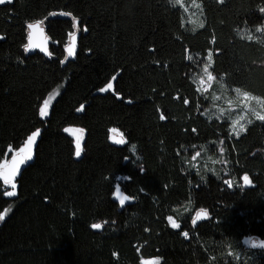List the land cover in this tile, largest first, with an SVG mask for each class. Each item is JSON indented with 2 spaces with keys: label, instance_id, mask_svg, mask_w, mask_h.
Returning a JSON list of instances; mask_svg holds the SVG:
<instances>
[{
  "label": "trees",
  "instance_id": "1",
  "mask_svg": "<svg viewBox=\"0 0 264 264\" xmlns=\"http://www.w3.org/2000/svg\"><path fill=\"white\" fill-rule=\"evenodd\" d=\"M198 1L203 27L194 29L170 0L0 4V164L40 133L16 197L0 183V212L10 208L0 222V264H264V120L234 135L228 119L206 116L209 96L193 78L212 51L227 89L264 98V32L256 31L264 0ZM35 20L52 38L50 57L25 51ZM76 20L78 51L65 61ZM115 75L112 90L95 93ZM114 128L124 145L111 142ZM219 141L229 174L189 166L199 147ZM118 184L134 198L124 209L113 199ZM183 205L189 210L179 214ZM200 208L210 217L195 225Z\"/></svg>",
  "mask_w": 264,
  "mask_h": 264
},
{
  "label": "rangeland",
  "instance_id": "2",
  "mask_svg": "<svg viewBox=\"0 0 264 264\" xmlns=\"http://www.w3.org/2000/svg\"><path fill=\"white\" fill-rule=\"evenodd\" d=\"M197 5H199V7H197ZM181 6L184 12V23L188 27L194 29L203 24V8L198 0H195V2L194 0H182ZM259 27H264V20ZM76 30L79 31V28H77ZM249 31V28H245L242 30L243 33H249ZM209 53H211V60L208 59ZM209 53L206 56L205 61L197 65L196 73L193 76L195 82L197 83L198 89L202 93H206L209 96L210 101L205 107L204 112L209 118L219 117L222 119H228L230 121V130L234 135H236V132L240 129V125L244 126L243 131H245L246 126L249 122L254 119H258L257 114L264 115V98L262 96L246 92L242 89H240L239 93L235 91V89L237 88L227 89V87H225L223 83H221L217 79L216 73L212 69V51H210ZM206 66H208L207 72L204 71ZM209 74H211L212 79H209ZM216 80H218L219 82H216ZM60 91L61 86H56L54 89H52L43 100L41 107L43 106L45 100H49V112L52 103L59 95ZM245 93H247V96L249 97L248 99L245 98ZM241 116H243L244 119L241 120ZM113 130H115L113 132L123 134V132L119 128H114ZM131 149L133 155L138 157L139 153L136 151L135 147L132 146ZM224 154V148L221 141L214 144L211 143V145L208 146L199 147L196 153L190 156L188 160L189 166L205 170H221L224 175L229 174L226 165L227 161L224 157ZM10 190L11 188L9 187L7 191ZM200 209L194 211L193 218L197 215V212ZM188 210V205L180 206L177 209L179 214H182ZM169 221L172 224H177L178 226L180 224L175 216H170ZM253 241H255V243H252V245H256L257 239H254Z\"/></svg>",
  "mask_w": 264,
  "mask_h": 264
},
{
  "label": "snow or ice",
  "instance_id": "3",
  "mask_svg": "<svg viewBox=\"0 0 264 264\" xmlns=\"http://www.w3.org/2000/svg\"><path fill=\"white\" fill-rule=\"evenodd\" d=\"M10 3L11 0H0V4H4V3ZM170 2H172L174 5H182V0H170ZM195 2V0H194ZM221 2H223V0H221ZM197 7H199V5H197ZM261 13H264V8L260 9ZM51 15H57L56 13H52ZM60 15H64V16H69L71 15L70 13H60ZM43 21H38L36 23H29L27 25V28L30 30L29 31V42L25 45V51L28 52L30 50H32L35 47H40L41 51H44L46 54L48 53V50L44 47H41L38 44H35L33 42V36L35 34V32L37 30H39L41 33L43 32V29L40 28V24H42ZM78 24V22H74V27H76V25ZM200 27H203V24L200 25ZM86 30V29H84ZM257 32H264V28H256ZM72 35V44L70 47L66 48L67 51V56L71 57L73 55H75V33L71 34ZM253 37L251 35L248 36V39L251 40ZM189 60L192 59L191 56L188 57ZM209 60H211V53H209ZM205 72L208 71V66L205 67L204 69ZM113 80L116 79V77H112ZM209 79H212L211 74H209ZM113 89V84L111 82H109L106 87L101 88L100 92H107L109 90ZM235 91L237 93L240 92V89H235ZM245 98L248 99L249 97L247 96V93L244 94ZM49 104L50 101L49 100H45L43 106L40 108L39 110V115L44 118L47 117V115L49 114L48 109H49ZM83 109V105L81 106V109L78 110H82ZM257 118L260 120H264V115H259L257 114ZM241 120L244 119L243 116H241L240 118ZM238 123V122H237ZM244 130V126L240 125V129L239 131L236 132V135L239 136L240 132H242ZM67 131V130H66ZM82 131V130H81ZM115 131V130H113ZM39 130L33 132L31 135H29L25 141V144L19 149V152L14 154L12 161L9 163L7 160L5 161L4 164H0V180L3 181L4 186L6 187H10L11 190L10 191H5L4 195L7 197H14L17 195L16 192V183H15V177L19 172V169L21 167V165H24L26 162L30 161L32 159V152H33V147L36 143L37 137L39 136ZM114 142L116 143H125L124 139H119V140H115ZM82 152V148L79 142V139H77V143H76V151H75V155L77 157H79L81 155ZM22 154V155H21ZM243 181L245 183H249V178L247 176L243 177ZM229 186H231V183H229ZM120 189L117 188V192L119 193ZM129 198L126 196H121L119 199V202L121 205H123L125 203L126 200H128ZM9 209H5L4 212H0V222H3L5 220V217L8 213ZM203 215L206 217L207 216V211L206 210H202ZM196 219H200V216L198 215ZM196 223V220H193V224ZM93 228H100L101 225L99 224H95L92 226ZM173 228L178 227L177 224L173 223L172 224ZM184 235L187 237L188 233H184Z\"/></svg>",
  "mask_w": 264,
  "mask_h": 264
},
{
  "label": "water",
  "instance_id": "4",
  "mask_svg": "<svg viewBox=\"0 0 264 264\" xmlns=\"http://www.w3.org/2000/svg\"><path fill=\"white\" fill-rule=\"evenodd\" d=\"M11 1H12V0H11ZM6 3H7V2H6ZM38 21H42V20H35V21L29 22V23H36V22H38ZM75 22H78V20H76ZM29 23H28V24H29ZM77 26H78V25H76V29H77ZM40 28L43 29V32L41 33L39 30H37V31L35 32L34 36H33V42H34L35 44L40 45L41 47L46 48V49L48 50V53H50V55H49V54H46L44 51H41V50H40V47H35V48H33L32 50L28 51L27 53H28V54H29V53H33V52H35V51L38 50V51H40L41 53H43L46 57H50V56H51L50 45H51V42H52V38H51V36L48 34V32H47V30H46V26H45L44 21H43L42 24H40ZM76 29H75V31L73 32V33H75V55H73V56H71V57L66 56L65 61L74 59L75 56H76V53H77V51H78V40H79V37H80V32H79L78 30H76ZM29 31H30V30H28L27 43L29 42ZM73 33H72V34H73ZM71 44H72V35L70 36V40H69L68 44L66 45L65 50H66L67 47H70ZM66 53H67V51H66ZM114 77L117 78V75H115ZM115 81H116V79H115V80L111 79V80L109 81V82H111V83L113 84V88H114V85H115ZM109 82H108V83H109ZM108 83H107V84H108ZM107 84H105V85L102 86L101 88L106 87ZM101 88L97 89V90L95 91V93H106V92H100V89H101ZM111 90H112V89H111ZM109 91H110V90H109ZM107 92H108V91H107ZM66 132H68V134H70L69 131H66ZM70 135H71V134H70ZM121 138L124 139V141H125V143H126V136H125L124 133H123V134H122V133L120 134V133H116V132H113V131H112L111 134H110V140H111V142H112L114 145H124L125 143H122V144H121V143H116V142H114L115 140H119V139H121ZM77 139H79V137H78V136H75V141H74L75 144L77 143ZM84 140H85V137H84L83 141H84ZM22 168H23V165H21V167H20V169H19V172H18V174L16 175V179H18V177L20 176V173H21ZM244 176H247V177L249 178V181H250L249 183H245V182L243 181L244 186H245V187L252 186L253 182H252L250 176H249L248 174H244L243 177H244ZM117 188L120 189L119 193L117 192ZM121 196H126V197L129 198L128 200L125 201V203H124L123 205H121L120 202H119V199H120ZM14 197H16V196H14ZM14 197H8V198H14ZM113 199L119 204L120 209H124L126 206H128V205H130V204H132V203L134 202V198H133L130 194H128L126 191H124V190L121 188V186H120L119 184H118V185L116 186V188H115V191H114V193H113ZM202 210H206V209H200V210L197 212V215L193 218V220H196L195 225L198 224L199 222L204 221V220H206V219L209 218V213H208L209 211L206 210V211H207V216L205 217V216L203 215ZM198 215L200 216V219H196ZM99 225H101V227H102L104 224H103V223H99ZM94 229H95V230H98L99 228H94ZM252 243H255V241L252 240ZM258 244H259L258 246H262L261 241L258 242ZM157 261H158V258H157V257H153V258H143V259H142V263H143V264H156Z\"/></svg>",
  "mask_w": 264,
  "mask_h": 264
},
{
  "label": "flooded vegetation",
  "instance_id": "5",
  "mask_svg": "<svg viewBox=\"0 0 264 264\" xmlns=\"http://www.w3.org/2000/svg\"><path fill=\"white\" fill-rule=\"evenodd\" d=\"M20 149V148H19ZM19 149L18 150H16V151H14V152H12L10 155H8V157L6 158V160L10 163L11 161H12V158H13V156H14V154H16V153H18L19 152ZM22 155V154H21ZM5 160V161H6ZM5 163V162H4ZM3 163V164H4ZM1 182L0 183H2V185H3V189H8L9 187H6V186H4V184H3V181L2 180H0ZM15 183H17V179H16V177H15Z\"/></svg>",
  "mask_w": 264,
  "mask_h": 264
}]
</instances>
